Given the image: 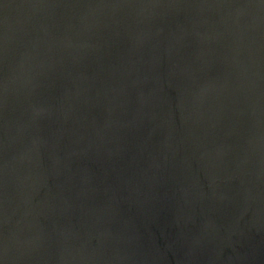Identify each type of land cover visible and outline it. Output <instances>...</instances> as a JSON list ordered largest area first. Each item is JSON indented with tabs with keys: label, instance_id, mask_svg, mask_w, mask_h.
Wrapping results in <instances>:
<instances>
[{
	"label": "water",
	"instance_id": "1",
	"mask_svg": "<svg viewBox=\"0 0 264 264\" xmlns=\"http://www.w3.org/2000/svg\"><path fill=\"white\" fill-rule=\"evenodd\" d=\"M0 264H264V0H0Z\"/></svg>",
	"mask_w": 264,
	"mask_h": 264
}]
</instances>
